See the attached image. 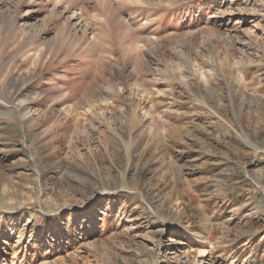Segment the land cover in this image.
<instances>
[{
  "label": "rangeland",
  "instance_id": "374dc122",
  "mask_svg": "<svg viewBox=\"0 0 264 264\" xmlns=\"http://www.w3.org/2000/svg\"><path fill=\"white\" fill-rule=\"evenodd\" d=\"M0 264H264V0H0Z\"/></svg>",
  "mask_w": 264,
  "mask_h": 264
}]
</instances>
